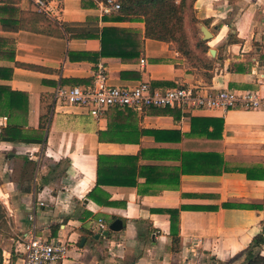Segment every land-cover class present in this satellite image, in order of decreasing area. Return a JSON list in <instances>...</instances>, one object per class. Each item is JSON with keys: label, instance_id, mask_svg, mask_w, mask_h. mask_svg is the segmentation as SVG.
<instances>
[{"label": "crops", "instance_id": "obj_1", "mask_svg": "<svg viewBox=\"0 0 264 264\" xmlns=\"http://www.w3.org/2000/svg\"><path fill=\"white\" fill-rule=\"evenodd\" d=\"M16 1L19 11L37 13ZM103 2L51 4L55 18L41 14L58 28L51 35L0 29V39L13 43L1 45L14 50V60L0 58V67L12 69L11 79L0 84L27 93L24 131L32 137L43 133L38 143L0 141L1 264H23L19 239L33 226L39 235L69 243L57 264H244L253 238L264 236V177H253L264 165V105L225 112L168 110L178 111L175 115L137 112L128 118L131 131H108L106 116L53 108L52 93L57 85H91L102 64L113 86L147 81L157 89L195 86L264 96V0L194 1L199 30L210 32L208 46L215 52L208 51L214 61L210 81L172 43L144 39L138 61L130 63L103 57L102 28L127 30L121 41L131 32L144 34L142 22L107 19L117 11L103 12ZM6 125L7 118L0 117V131ZM99 155H139V165L154 170L136 172L131 187H101L115 205L100 206L87 198ZM38 201L45 205L38 207ZM174 208L176 249L169 215L160 212ZM116 220L122 230L102 236ZM258 252L264 258V243Z\"/></svg>", "mask_w": 264, "mask_h": 264}, {"label": "trees", "instance_id": "obj_2", "mask_svg": "<svg viewBox=\"0 0 264 264\" xmlns=\"http://www.w3.org/2000/svg\"><path fill=\"white\" fill-rule=\"evenodd\" d=\"M4 5L0 7V29L4 32H17L19 30H30L51 35L57 28L56 24L46 19L43 15L19 11L14 7L16 0H2ZM90 1V0H88ZM106 1V0H97ZM120 9L108 17L118 22H142L144 34L141 37L137 32L128 33L121 41V35L127 30L116 27H105L101 31V55L103 57H118L122 63L133 62L134 57L139 59V51L143 49L144 39H151L164 43H172L178 54L189 64L192 69L203 72L206 81H210L208 74L213 69V59L208 55V41L203 40L198 27L199 20L196 18L195 0H115ZM87 0H81V6L85 7ZM207 23H205L206 25ZM65 32L68 29H64ZM125 36V35H124ZM10 40L0 39V58L14 60V50L8 46ZM13 44V43H12ZM113 50H116L113 52ZM118 50V51H117ZM135 53V54H133ZM12 69L0 67V81H9ZM171 108L145 109L151 115H164L167 113L179 114ZM138 111L132 109H111L105 112L107 117L108 131H127L130 119ZM7 118L6 127L0 131V141L38 143L42 139V131H35L33 137L24 131L28 116V95L25 92L14 91L8 84H0V117ZM193 124L195 120H192ZM197 121V120H196ZM43 129V125L39 126ZM142 133H150L143 131ZM32 137V138H30ZM146 152L141 151V156ZM139 155L135 156H112L99 155L96 158V182L94 188L87 194V198L100 206H114L109 201L108 195L101 189L103 186H133L136 184L135 176L145 174L144 171L154 170L153 166L139 165ZM264 164V157H263ZM223 165V162H222ZM226 171V167L223 168ZM260 175H253L254 179L264 177V165L258 169ZM248 177H252L247 173ZM257 177V178H256ZM169 215L170 236L172 244L176 246L179 238V210L165 209L160 211ZM91 237V233L88 232ZM264 243L263 234L255 236L245 250L244 264H264V258L259 255L258 249ZM1 264V253H0Z\"/></svg>", "mask_w": 264, "mask_h": 264}, {"label": "built area", "instance_id": "obj_3", "mask_svg": "<svg viewBox=\"0 0 264 264\" xmlns=\"http://www.w3.org/2000/svg\"><path fill=\"white\" fill-rule=\"evenodd\" d=\"M37 13L49 15V6L60 0H20ZM120 5L115 0L103 2V12L118 11ZM144 64V59L139 61ZM53 108H75L94 119L104 116L109 109H132L142 112L150 108H177L186 110L232 109L257 110L264 105V96L256 91L236 92L227 89L212 90L195 86H177L174 88H153L150 82L141 81L133 86H113L108 84L106 69L98 64L91 85H57L52 93ZM38 207L44 202L38 201ZM30 221L34 220L29 214ZM99 227L103 224L99 220ZM20 257L23 264H57L66 258L69 243L52 239L36 233L33 228L19 239Z\"/></svg>", "mask_w": 264, "mask_h": 264}, {"label": "water", "instance_id": "obj_4", "mask_svg": "<svg viewBox=\"0 0 264 264\" xmlns=\"http://www.w3.org/2000/svg\"><path fill=\"white\" fill-rule=\"evenodd\" d=\"M200 32L203 40H209L211 38L210 32L204 26L200 27ZM214 54H215L214 50L210 49L209 55L214 56ZM120 230H122V223L121 221L116 220L109 225L108 231L103 232L102 236H108L109 232H118ZM99 237L100 234H96L94 236L95 239H99ZM83 242H84V238H82L81 244H83Z\"/></svg>", "mask_w": 264, "mask_h": 264}, {"label": "rangeland", "instance_id": "obj_5", "mask_svg": "<svg viewBox=\"0 0 264 264\" xmlns=\"http://www.w3.org/2000/svg\"><path fill=\"white\" fill-rule=\"evenodd\" d=\"M48 10L50 12L49 15L54 19L56 13L53 10H50V7L48 8ZM200 35H201V32H200Z\"/></svg>", "mask_w": 264, "mask_h": 264}]
</instances>
